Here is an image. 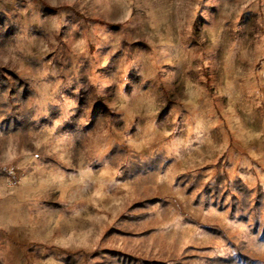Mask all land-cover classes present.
Masks as SVG:
<instances>
[{"label": "rangeland", "instance_id": "1", "mask_svg": "<svg viewBox=\"0 0 264 264\" xmlns=\"http://www.w3.org/2000/svg\"><path fill=\"white\" fill-rule=\"evenodd\" d=\"M0 264H264V0H0Z\"/></svg>", "mask_w": 264, "mask_h": 264}]
</instances>
